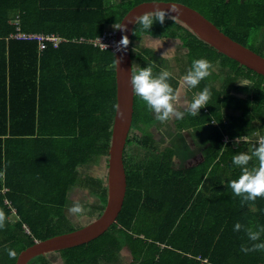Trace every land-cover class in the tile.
Masks as SVG:
<instances>
[{"label":"trees","instance_id":"16d2710c","mask_svg":"<svg viewBox=\"0 0 264 264\" xmlns=\"http://www.w3.org/2000/svg\"><path fill=\"white\" fill-rule=\"evenodd\" d=\"M141 1L0 0V264H14L34 240L75 229L66 213L74 203L73 187L97 195L95 210L101 213L105 180L82 176L80 168L101 157L106 164L115 109L114 54L87 39L117 27ZM174 1L197 9L264 56V0ZM15 13L18 23L10 22ZM17 27L65 39L57 46L45 41L38 50L36 40L11 37ZM143 36L178 40L187 59L188 89L203 95L204 105L187 119L205 129L207 144L204 155L185 166L172 161L176 146H155L148 129L163 115L155 108L173 101L179 78L164 57L138 44ZM131 57L135 93L123 153V205L104 233L57 251L63 264H109L123 246L131 254L128 264H264V145L255 142L248 151L243 139L259 128L264 134V75L163 13L136 21ZM215 65L224 74L219 85ZM137 146L158 152L141 162L133 153ZM47 262L39 255L28 264Z\"/></svg>","mask_w":264,"mask_h":264},{"label":"water","instance_id":"95a60500","mask_svg":"<svg viewBox=\"0 0 264 264\" xmlns=\"http://www.w3.org/2000/svg\"><path fill=\"white\" fill-rule=\"evenodd\" d=\"M163 13L182 21L192 32L218 52L264 75V56L231 38L197 9L174 0H144L133 5L116 28L114 54L115 109L106 156V201L99 215L73 230L52 235L23 248L14 264H28L39 255L86 243L113 224L126 194L123 153L131 129L135 85L132 71L131 37L136 21L147 14Z\"/></svg>","mask_w":264,"mask_h":264},{"label":"rangeland","instance_id":"374dc122","mask_svg":"<svg viewBox=\"0 0 264 264\" xmlns=\"http://www.w3.org/2000/svg\"><path fill=\"white\" fill-rule=\"evenodd\" d=\"M19 25V24H18ZM263 26L258 30V38L262 37ZM138 44L153 48L158 54L166 59L168 69L171 73L179 78V86L177 94L165 108L159 106L155 108L157 112H163V115L149 126V131L153 134L154 143L157 147H166L167 145H175V155L172 159L176 167L185 166L188 162L195 159H200L204 155V146L207 144L204 141L205 129L202 127H193L189 125L188 113L196 114L204 102L202 103L203 95L200 93H191L188 85L189 75L187 73V59L183 55V50L179 46L178 40L170 39H152L143 36ZM215 71H219V66H214ZM222 73L218 72L217 78L214 80L216 85L222 83ZM247 79L239 80L238 84L246 83ZM154 110V111H155ZM182 123V125H179ZM258 129L253 131V137H244L246 150H251L254 143L264 145V134ZM237 140V139H236ZM243 147V148H244ZM158 152L155 148H145L137 146L133 150L135 158L141 162L149 160L155 153ZM80 173L100 176L105 180L106 165L101 157L98 161L89 166L81 167ZM69 199L74 201L66 209V213L70 216L73 226H82L83 224L94 219L100 213L95 210V204L99 202L97 195L91 193L88 187H73L69 192ZM92 211V212H91ZM91 212V213H90ZM99 213V214H98ZM13 216V215H12ZM8 237V233H5ZM119 258L109 264H128L132 259L129 250L123 246L118 250ZM47 264H63L59 253L54 251L45 255Z\"/></svg>","mask_w":264,"mask_h":264},{"label":"built area","instance_id":"2783aa9c","mask_svg":"<svg viewBox=\"0 0 264 264\" xmlns=\"http://www.w3.org/2000/svg\"><path fill=\"white\" fill-rule=\"evenodd\" d=\"M17 35H19L22 38H31V39H37L40 43V47H43V41L47 40L53 43L54 46H57V44L65 39L63 37L58 36L54 33H35V32H20L19 27ZM116 28H107L105 29L100 35H98L96 38L87 39L88 42H91L93 45L99 47L100 49H107L111 48L113 49L115 44V38H116ZM85 38H81V40H84ZM226 139V137H225ZM13 212L15 213V210L13 209ZM25 230L29 232V229L27 226H25Z\"/></svg>","mask_w":264,"mask_h":264},{"label":"crops","instance_id":"0c3cea01","mask_svg":"<svg viewBox=\"0 0 264 264\" xmlns=\"http://www.w3.org/2000/svg\"><path fill=\"white\" fill-rule=\"evenodd\" d=\"M10 22H12V23H18L19 22V15H18V13H15V14H11V19H10ZM28 33V32H27ZM35 33H38V32H35ZM11 37H15V38H19V39H31V38H22V37H20L19 35H17V32L16 33H12L11 34ZM32 40H36V42H37V44H38V50H42V48H44V45H43V47H40V43H39V41L37 40V39H32ZM45 41H47V40H45ZM45 41H43V44H45ZM54 46V45H53ZM214 180H217L216 178L215 179H213L212 180V182L214 181ZM215 182V181H214ZM210 184H212V183H210ZM213 185V184H212ZM4 199V202L6 203L7 202V199L4 197L3 198ZM12 208L13 209H15L13 206H12ZM14 213H13V211H12V215H13Z\"/></svg>","mask_w":264,"mask_h":264},{"label":"flooded vegetation","instance_id":"af4514ba","mask_svg":"<svg viewBox=\"0 0 264 264\" xmlns=\"http://www.w3.org/2000/svg\"><path fill=\"white\" fill-rule=\"evenodd\" d=\"M157 53V52H156ZM163 57V56H162Z\"/></svg>","mask_w":264,"mask_h":264}]
</instances>
